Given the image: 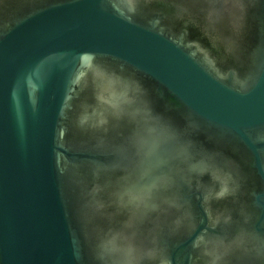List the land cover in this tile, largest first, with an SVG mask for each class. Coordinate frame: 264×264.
<instances>
[{"label":"water","instance_id":"1","mask_svg":"<svg viewBox=\"0 0 264 264\" xmlns=\"http://www.w3.org/2000/svg\"><path fill=\"white\" fill-rule=\"evenodd\" d=\"M7 2L0 264H264V0Z\"/></svg>","mask_w":264,"mask_h":264},{"label":"flooded vegetation","instance_id":"2","mask_svg":"<svg viewBox=\"0 0 264 264\" xmlns=\"http://www.w3.org/2000/svg\"><path fill=\"white\" fill-rule=\"evenodd\" d=\"M7 0H0V27H5V26H8L9 25V15L8 13H6V10H5V6H7ZM180 34V32H179ZM179 37V35H178ZM177 38V37H176ZM213 210V209H211ZM211 213L213 214L212 218H210V221L213 220V217H215V211H211ZM211 217V216H210ZM222 217V215H221ZM212 219V220H211Z\"/></svg>","mask_w":264,"mask_h":264}]
</instances>
